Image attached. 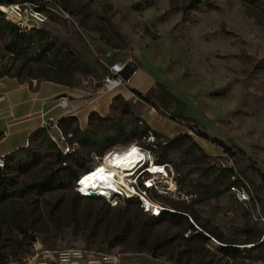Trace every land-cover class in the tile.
Instances as JSON below:
<instances>
[{"label":"rangeland","instance_id":"374dc122","mask_svg":"<svg viewBox=\"0 0 264 264\" xmlns=\"http://www.w3.org/2000/svg\"><path fill=\"white\" fill-rule=\"evenodd\" d=\"M8 1L0 4V77L50 79L103 92L107 69L96 54L110 52L117 62L148 69L180 102L164 104L158 87L143 93L164 110L152 117L156 127L174 133L182 124L196 140L200 136L190 125L222 140L233 152L236 176L207 170L201 162L184 178L176 168L186 161L179 148H163L173 136L151 132L149 140L143 129L134 135L135 126L142 128L137 105L114 95L111 120L94 118L83 130L77 121H65L58 126L63 140L51 129L57 142L39 130L6 157L9 166L0 174V264H24L36 251L68 247L127 253L123 260L130 264H137L130 255L136 253L172 264H264V247L247 250L264 232V0ZM137 78L133 74L131 84L141 86ZM176 109L184 118L169 116ZM75 128L85 133L78 137ZM205 141V154L222 156L220 147ZM131 144L148 150L152 162L165 157L172 171V192L165 190L168 179L156 175L158 191L147 190V196L188 214L213 240L194 232L185 215L166 211L153 217L137 197H85L76 181H60L64 163L80 176L105 152ZM149 168L159 171L157 165ZM137 184L141 189V178ZM231 184L247 189L251 199L237 201ZM221 245L240 251L225 253Z\"/></svg>","mask_w":264,"mask_h":264},{"label":"crops","instance_id":"0c3cea01","mask_svg":"<svg viewBox=\"0 0 264 264\" xmlns=\"http://www.w3.org/2000/svg\"><path fill=\"white\" fill-rule=\"evenodd\" d=\"M136 73H138V82L142 83L141 86L131 84V76ZM133 74L129 77L128 85L119 87L114 93L104 91L97 93L88 90L83 84L70 87L50 79L27 82L20 81L15 76L0 77V154H8L24 147L30 134L41 127L42 119L57 122L62 117L74 116L80 129L83 130L88 125L91 112L103 117L110 116L114 95H120L129 104H136L135 115L154 131L171 137L186 133V128L182 124L174 133H165L152 123L153 116L162 114L140 100L131 90L145 93L154 85L156 77L145 67H136ZM143 80L146 82L143 83ZM59 95L66 98L67 104L64 107L57 104ZM195 141L202 148L206 145L205 139L201 137H197ZM212 154L217 155L219 152H209L208 155ZM125 254L127 253L120 255L119 264L131 263L123 260ZM130 255L137 260V264H172L160 256L152 257L145 253Z\"/></svg>","mask_w":264,"mask_h":264},{"label":"built area","instance_id":"2783aa9c","mask_svg":"<svg viewBox=\"0 0 264 264\" xmlns=\"http://www.w3.org/2000/svg\"><path fill=\"white\" fill-rule=\"evenodd\" d=\"M100 63L107 69L106 74L103 76L101 81V87L104 92L112 91L120 86H126L129 82V77L126 78L125 75L129 72L130 69H133V73L135 72L136 68L130 66L126 63H120L115 61L110 52H104V55L101 56L99 54H96ZM132 73V74H133ZM57 104L61 107H64L67 104L66 98L62 95H59L57 97ZM170 116V115H169ZM139 125H142L140 127H144L143 121H138ZM41 127L44 129L51 139L55 142H57V137L61 140H63V136L61 135L60 129L57 125V122H53L51 119H42L41 120ZM51 129L55 130L58 133V136L55 137L51 134ZM149 134L143 135L144 137H148L149 140H152V134L150 128L145 130ZM61 137V138H60ZM134 144V143H132ZM138 147V150L140 153H142L146 158H149V151L146 149H143L141 146L136 145ZM65 153V152H64ZM96 164V163H95ZM92 165L87 170L92 169L94 166ZM163 166L165 168L167 175H160L163 178L168 179V186L165 187L166 192H172V189L170 187H174L173 179L169 177V174H172L171 169L168 167L165 163H157ZM212 168L216 169H224L228 170L230 173V177L233 179L235 178V164L232 160V158L226 154L223 153L222 156H217L215 159H212L209 163ZM5 167V154H0V169H4ZM146 173L145 167L141 168L137 171L135 175V182L132 184V186L135 188L133 191H127L123 189H116L111 192L109 196H104L107 200H114L116 197H137L140 201V207L143 209L144 212L149 213L153 217H159L162 213L173 212L174 210L169 208L166 205L161 204L158 201L151 200L148 196L146 191L155 189L158 191V187L156 185V182L154 181L153 177H144L143 174ZM141 178V189H138L137 180ZM151 179V180H150ZM76 190L79 192L80 195L85 197H100V192L95 193L94 195L91 194H85L81 191L80 187L77 186L78 180L76 179ZM230 191L233 192L236 196L237 201L245 203L249 201L250 196L247 191V189L243 187H236L235 185H230ZM103 196V195H102ZM147 198L150 202L149 204L145 203V199ZM183 215L187 216L190 219V222L192 223L194 227V232L201 231L203 232L195 223L192 221L190 216L186 213ZM263 219V218H262ZM264 220V219H263ZM188 231H191L190 229ZM204 233V232H203ZM208 237H210L208 234L204 233ZM264 236V232L262 233V237ZM261 237V238H262ZM211 238V237H210ZM213 240V238H211ZM120 255L119 253L114 252H100L85 248H75V247H68L63 249H57V250H39L36 251L34 255H31L25 259L24 264H119L120 263ZM260 263V261H258ZM9 264H17L16 262L12 261L9 262Z\"/></svg>","mask_w":264,"mask_h":264},{"label":"trees","instance_id":"16d2710c","mask_svg":"<svg viewBox=\"0 0 264 264\" xmlns=\"http://www.w3.org/2000/svg\"><path fill=\"white\" fill-rule=\"evenodd\" d=\"M249 1L255 2V0H249ZM8 2H9L8 0H0V4H5V3H8ZM1 13L2 12L0 11V14ZM64 67L66 69H68L70 67L69 63L68 64L65 63L64 64ZM157 87L159 89H161L162 92L165 94V97L166 98L160 97V99L162 100V102H164V104H166L165 102H167V103H169V102H176L178 105L180 104V102L177 100V98L166 88V86L163 83H161L159 81H156L155 84H154V86L151 87L148 90V92H150V93L151 92H154ZM131 91L140 100H142L146 104L152 106L158 113H160V114L163 113L164 110L162 108H160L155 102H153L152 99L149 98L146 94H143V93H141V92H139L138 90H135V89H132ZM173 113H174L173 115H170L171 118H178V119L184 118L183 113L180 110H177L176 109ZM94 118L97 121H108V120H111L112 119L110 117L100 116L96 112H91L89 114V117H88V122H92ZM65 121H77V120H76V118L74 116H66V117L60 118L57 121V125L58 126H61ZM188 128L191 129L192 132H195V134L197 136H200L201 138H203L205 140H209L211 143L216 144L218 147H220L222 149V151L224 153H226L228 155H233V152L231 150V147L228 146L227 144H225L222 140H219L217 138L209 137L206 133L200 132L199 130L195 129L194 126L188 125ZM142 129H143V131H145V130L149 129V127L146 126V125H144V127H142L141 130H137V128L135 126L133 128V130H132V133L134 135L141 136V135H143L142 134L143 133ZM39 130H43L44 131V129L39 128V129L35 130L34 132H32L30 134V136L33 133H35V132H37ZM151 132L154 134V136H159L160 135L157 131H154L153 130ZM84 133L85 132H82L81 130H79V128H75L74 129V134L79 135L78 137L82 136ZM0 135H1V133H0ZM144 135H146V134H144ZM30 136H29V138H30ZM173 146L178 147L179 148V154H180V156L182 155V156L185 157V160L186 161L184 163H182V165H178L176 167L177 170H178V172L182 171L184 178H187L188 175L193 171L194 167L197 164L201 163V162L207 164V168H206L207 170L212 169V166H210L209 163H210V161L212 159H215L217 157V156L205 154L202 151V147L195 140H193L188 133H180V134L172 137L169 140L167 139L166 142L164 143V147L163 148L164 149L166 148V149H170L171 150V147H173ZM19 149H17V150H19ZM17 150H14V151H12V152H10L8 154H5V159L8 156H12ZM239 150H241V149H239ZM58 162L61 163V162H64V160L59 156ZM154 162L155 163H163V162H166V159H165V157L160 156L158 158V160H156ZM185 165H187V166H185ZM5 166H9V162H6V160H5ZM189 167H191V168H189ZM2 170L0 169V174L2 173ZM221 170L222 171H228V170H224V169H221ZM58 171H61L62 174H63L62 175L63 176V180H60L61 182L63 181V182L70 183V181H75L77 179V177L79 176L78 171L75 168H73L72 165H66L65 163L59 167ZM228 177H230V174H229ZM209 194H211V193H209ZM212 194H214V193H212ZM259 201L261 202V198H259ZM171 213L173 215H181V216L183 215V214L177 213V212H171ZM203 238L208 239L207 236H203ZM263 247H264V236L259 241H256L255 243H253V245L250 246V248H248L247 250H249V251H255L256 249L263 248ZM220 250L222 252H225V253H229V252L237 253V252L240 251L238 247L232 246V245H221L220 246ZM152 256L153 257H156L153 254H152Z\"/></svg>","mask_w":264,"mask_h":264},{"label":"bare ground","instance_id":"6f19581e","mask_svg":"<svg viewBox=\"0 0 264 264\" xmlns=\"http://www.w3.org/2000/svg\"><path fill=\"white\" fill-rule=\"evenodd\" d=\"M151 165H157L159 171L151 173L149 168ZM144 167L153 179L156 175H167L162 165L152 162L150 157L147 159L136 145L131 144L123 149L105 152L92 169L80 174L77 178V186L85 194L94 191L105 195L111 194L116 189L133 191L135 188L132 184L135 182V175ZM144 199L145 203L149 204L150 201L147 198Z\"/></svg>","mask_w":264,"mask_h":264},{"label":"water","instance_id":"95a60500","mask_svg":"<svg viewBox=\"0 0 264 264\" xmlns=\"http://www.w3.org/2000/svg\"><path fill=\"white\" fill-rule=\"evenodd\" d=\"M133 73V69H130L129 72L125 75L126 78L130 77ZM78 178V177H77ZM91 195H94L95 192L94 191H91L89 192Z\"/></svg>","mask_w":264,"mask_h":264}]
</instances>
